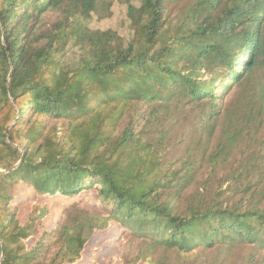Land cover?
<instances>
[{
  "label": "trees",
  "instance_id": "trees-1",
  "mask_svg": "<svg viewBox=\"0 0 264 264\" xmlns=\"http://www.w3.org/2000/svg\"><path fill=\"white\" fill-rule=\"evenodd\" d=\"M116 4L126 37L91 27ZM114 228L122 264H264V0H0L1 264Z\"/></svg>",
  "mask_w": 264,
  "mask_h": 264
},
{
  "label": "rangeland",
  "instance_id": "rangeland-1",
  "mask_svg": "<svg viewBox=\"0 0 264 264\" xmlns=\"http://www.w3.org/2000/svg\"><path fill=\"white\" fill-rule=\"evenodd\" d=\"M55 15L47 17L48 24L56 21ZM91 27L98 30H113L122 36L128 35V21L126 16V8L121 4H116L112 9V14L108 18H99L95 16L91 23ZM18 198L22 203L20 217L23 221L27 220L28 208L33 204L35 196L30 191H24ZM91 195V194H90ZM41 205H49L50 217L46 223L47 229H52L60 218L63 210L72 203V200L61 198L48 199L40 198L38 201ZM95 207L93 196L87 198L83 202V208L92 211ZM142 251V245L139 241L131 237L123 238L117 228L108 233H98L90 241L88 249L84 253L83 259H95L101 264L113 262L114 264H122V260H132L138 253Z\"/></svg>",
  "mask_w": 264,
  "mask_h": 264
},
{
  "label": "water",
  "instance_id": "water-1",
  "mask_svg": "<svg viewBox=\"0 0 264 264\" xmlns=\"http://www.w3.org/2000/svg\"><path fill=\"white\" fill-rule=\"evenodd\" d=\"M3 258V250H2V245H1V241H0V264Z\"/></svg>",
  "mask_w": 264,
  "mask_h": 264
}]
</instances>
